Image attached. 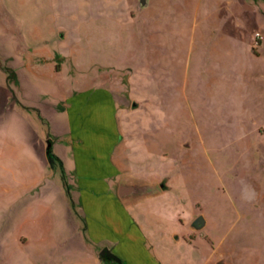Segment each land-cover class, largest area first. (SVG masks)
I'll return each mask as SVG.
<instances>
[{"label":"rangeland","instance_id":"obj_1","mask_svg":"<svg viewBox=\"0 0 264 264\" xmlns=\"http://www.w3.org/2000/svg\"><path fill=\"white\" fill-rule=\"evenodd\" d=\"M113 167L167 188L86 205ZM92 228L146 264H264V0H0V264H91Z\"/></svg>","mask_w":264,"mask_h":264},{"label":"crops","instance_id":"obj_2","mask_svg":"<svg viewBox=\"0 0 264 264\" xmlns=\"http://www.w3.org/2000/svg\"><path fill=\"white\" fill-rule=\"evenodd\" d=\"M149 1L150 0H148V3ZM135 3L137 5V0H135ZM90 100L92 101L90 102L91 106L98 108L99 99L92 98V95H91ZM75 102H76V106L78 107L79 101L78 102L75 101ZM108 102L110 106H112L114 103L116 104L115 100L112 98ZM87 152L91 153L89 150ZM104 170H98L95 168H92L91 170H85V171L83 170L84 174L87 175V177H90L91 179H93L91 182L81 185L82 187L87 188L86 193L88 194V198L84 200L86 202V205L87 203L92 202V204H95L96 206H100L102 204L101 202L114 200L115 202L118 203L119 206L128 207L129 205L136 203L137 201L141 200L142 198L146 196L156 195L164 191L163 184L159 181L157 183L160 185L162 184V185L160 186L159 190H156L153 193L145 194L144 196L136 198V199H122L117 192V188H118V183L121 177L127 175V172L120 171L118 168H115V167H113L112 170H107L106 173ZM97 172L99 173L97 174ZM102 172H104V174L99 176ZM105 174H108L109 177H107ZM148 181H152V180H148ZM152 182H156V181H152ZM111 187H113L114 189L111 190L110 189ZM96 189L102 192L104 191V192L103 193L100 192V194L96 195L94 194L96 193V191L94 192V190ZM91 232H92L93 242L89 245H84L82 247V250L85 252L84 253L85 256L89 258L88 259L89 263L91 264H114L111 258L103 257L100 255V249L104 247H108L112 252H114L121 258L123 264H146V261L144 260L143 256L138 255V253L135 252V250L133 249L134 248L133 246L137 243L133 242L131 244V242H128V241L123 242V240H121V236L112 231H100L95 228H92ZM177 238H179V236H177ZM9 240L10 239L7 236L6 232L0 233V249H2L3 246L7 244ZM14 240L15 238L11 239V241H14ZM141 246L143 245L141 244ZM72 248H73L72 244H69L67 249L72 250ZM78 248L81 249V247H78ZM214 264H216V260Z\"/></svg>","mask_w":264,"mask_h":264},{"label":"water","instance_id":"obj_3","mask_svg":"<svg viewBox=\"0 0 264 264\" xmlns=\"http://www.w3.org/2000/svg\"><path fill=\"white\" fill-rule=\"evenodd\" d=\"M148 4V0H137V6L141 9L143 6ZM134 105V102H132ZM162 185V184H161ZM160 184L157 182H152L129 175L122 176L119 183L117 192L122 199H136L144 196L145 194H150L160 189ZM204 223L203 215H198L194 221L193 225H202ZM196 225V226H198ZM199 225V226H200ZM100 255L111 258L116 264H123L121 258L112 252L108 247H104L100 250Z\"/></svg>","mask_w":264,"mask_h":264},{"label":"flooded vegetation","instance_id":"obj_4","mask_svg":"<svg viewBox=\"0 0 264 264\" xmlns=\"http://www.w3.org/2000/svg\"><path fill=\"white\" fill-rule=\"evenodd\" d=\"M162 184H163V190H165L166 188H167V182L165 181V180H161L160 181ZM198 215H202V214H197V215H195L193 218H192V222H191V225L193 226V227H195V228H198V227H201V226H203L204 225V223H205V220H204V223L202 224V225H198V224H196V225H198V226H194L193 225V221H194V219L198 216ZM204 217V216H203ZM105 257H107V256H105ZM107 258H109V257H107ZM113 263L114 264H116L114 261H113ZM216 264H223V258L222 257H218L217 259H216Z\"/></svg>","mask_w":264,"mask_h":264},{"label":"trees","instance_id":"obj_5","mask_svg":"<svg viewBox=\"0 0 264 264\" xmlns=\"http://www.w3.org/2000/svg\"><path fill=\"white\" fill-rule=\"evenodd\" d=\"M2 67L8 72L7 73V79H10V76L12 77V80H15L16 82L18 81V77H17V73L14 69H10L9 67H7L5 64L2 65ZM47 152L48 154H51L50 152V146L47 147Z\"/></svg>","mask_w":264,"mask_h":264}]
</instances>
